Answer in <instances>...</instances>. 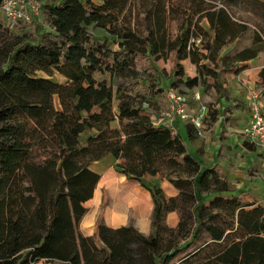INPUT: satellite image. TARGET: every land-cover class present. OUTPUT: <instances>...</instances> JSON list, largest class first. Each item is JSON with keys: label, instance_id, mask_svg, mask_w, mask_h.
I'll return each mask as SVG.
<instances>
[{"label": "trees", "instance_id": "trees-1", "mask_svg": "<svg viewBox=\"0 0 264 264\" xmlns=\"http://www.w3.org/2000/svg\"><path fill=\"white\" fill-rule=\"evenodd\" d=\"M133 1L40 0L32 32L0 45V264H171L185 250L173 264H264V205L226 196L227 182L200 168L178 131L150 118L165 91L150 77L157 60L172 53L166 86L189 90L215 75L201 60L229 69L264 50V37L255 30L250 45L221 55L246 29L229 10L236 0H138L132 24ZM258 78L264 85V66ZM100 160L149 192L150 234L97 221L99 247L77 230L100 177L89 165ZM155 176L177 195L148 181ZM201 193L214 195L205 204ZM172 211L175 227L164 222Z\"/></svg>", "mask_w": 264, "mask_h": 264}, {"label": "crops", "instance_id": "crops-1", "mask_svg": "<svg viewBox=\"0 0 264 264\" xmlns=\"http://www.w3.org/2000/svg\"><path fill=\"white\" fill-rule=\"evenodd\" d=\"M253 34V27L246 23L245 31L232 42L235 47L234 52L250 45ZM262 66H264V50H261L250 61L238 62L229 69L221 68L224 71L217 72L218 74L214 76H208L205 82L213 83L210 90L205 89L204 83V86L197 85L187 90L188 93L190 92V102H195L193 97L197 94L201 101L210 103L208 104L209 108L216 111L215 118L207 121L201 135L197 134L194 126L180 121L175 122L178 134L183 140V150L197 159L200 168L216 171L228 184L229 190L225 195L235 196L239 200L244 199L247 191L252 189L253 186H257L256 180L253 179L256 173L255 169H259L260 166L261 169H264L260 151L240 136V129L246 124L250 116L248 91L251 88L260 91V108L264 112V85L258 84V73ZM105 167L107 169L103 173L100 174L97 171L100 177L93 190L92 197L83 203L87 210L79 221L78 230L84 236L96 237L95 224L98 212L93 208V205H97L100 201V187L109 176V169H112L111 175L118 181L127 179L123 174L115 171L112 166ZM157 185L159 187L163 186L167 196H174L178 193V189L167 180L163 184L158 182ZM255 189L252 190L253 193H256ZM259 190L261 189L259 188ZM94 194L97 196L95 201H93ZM201 195H204V203H207L214 194L201 193ZM151 212L152 208L150 213L148 212L150 219L146 218L147 216L143 218V216L136 213L137 219L132 223L138 231L145 235L153 231ZM102 215V222L109 227L115 228L129 224L124 218L125 215L113 211L109 207ZM177 221L178 215L175 211L165 215L164 222L167 226L175 227ZM96 240L99 247L103 245L97 237Z\"/></svg>", "mask_w": 264, "mask_h": 264}, {"label": "rangeland", "instance_id": "rangeland-1", "mask_svg": "<svg viewBox=\"0 0 264 264\" xmlns=\"http://www.w3.org/2000/svg\"><path fill=\"white\" fill-rule=\"evenodd\" d=\"M93 1L96 3H102V0H93ZM138 2H139L138 0H135L132 2V24L135 23V20H136L134 15H136L138 11V8H137ZM229 10L233 14L234 17L245 21L246 23H248L250 26L253 27L254 31L258 30L260 34L262 35V37H264V0H236L235 2L229 4ZM138 16L141 17V13L138 14ZM0 19H2L3 24L5 26L4 18L1 13H0ZM200 23L205 24L204 21H201ZM9 28L11 31H4V30L3 32L0 31V45H2L6 41L12 40L14 38V35L19 36L18 42H21L22 39L26 38L32 32L33 23L32 22L21 23L19 25H14V26L9 25ZM139 28H142V27H139ZM89 30L93 35H97L100 38L102 37L100 30H97L94 28H90ZM168 30H169L170 35L174 36L177 32L176 22L170 21L168 25ZM109 43L112 49L116 47L115 43H111V41ZM196 43L198 44V41H196ZM234 49L235 47L232 45V43H229L221 48L220 54L221 55L231 54L234 52ZM201 50L204 53L206 52L205 49H201ZM201 62H203L204 64H206L208 68L213 70L215 75L218 74L219 72L224 71L221 69L220 65L218 67L213 66L212 63L208 61L207 59H203L201 60ZM181 64L183 66L185 76H194L195 74L198 73V65L191 63L188 58L182 60ZM156 65L158 67V71L154 73L153 75H150V77L153 79L154 83L157 84V86H159L160 88H163L164 90L167 88L166 82L168 80V76L171 70L172 53H170L169 57L166 60H162V59L157 60ZM36 75L49 78L59 83H63L65 81V78L57 72H53L51 75H48L45 72L37 71ZM144 75H147V74L144 73ZM210 76L211 74L209 75V77ZM147 84L148 83L145 80H142L141 85L143 87H146ZM197 85H203V83L202 84L199 83ZM204 85H205L206 90H210L213 83L211 84V83L205 82ZM163 100L164 99L161 95L160 96H158L157 94L154 95L151 108H153V111L155 113H159L162 109H164V107L166 108L165 102ZM95 104L102 105L100 103H95ZM207 104H210V103H207ZM115 109L116 108L114 106V110ZM106 162L107 161H104V160L94 161L90 163L89 167L91 169L98 171L101 174L107 169L105 167ZM109 170H110L108 174L109 176L106 178L105 182L100 187V191H101L100 201L97 205H93V208H95L98 212L96 222L102 221V216H103L102 214L105 212V210H107L108 207L111 208V210L113 211H116L118 213L125 215L124 218L125 220H127L129 224H132L136 221L137 219V217L135 216L136 213L143 216V218L147 216L146 218L150 219L149 213L152 208V200H151V196L149 192L145 188L140 186V184H138L134 180H129L127 178L126 180L118 181L111 175L112 169H109ZM255 171L256 173L254 174L253 179L256 180L257 186H253L252 189L247 191L244 199H240V200L238 199V200L244 204L248 203L249 201L256 205H259V204L264 205V195H262L264 194V188H262L264 187V169H261V166H260L259 169H255ZM148 181L153 182V183L160 182L163 184L166 180L155 176V177H149ZM258 187L261 190H259ZM161 188L165 194L166 191L163 188V186ZM253 189L256 190L255 191L256 193L252 192ZM165 196H167V194H165ZM96 197L97 196L94 194L93 201L96 200ZM143 214H147V215H143ZM77 230H78V227H77ZM201 237L204 238V235L202 234ZM94 240L95 242L97 241L96 237H94ZM200 240H202V238ZM185 252L186 250L182 252L181 254ZM181 254H179L176 258H174L171 264L177 262L178 257Z\"/></svg>", "mask_w": 264, "mask_h": 264}, {"label": "built area", "instance_id": "built-area-1", "mask_svg": "<svg viewBox=\"0 0 264 264\" xmlns=\"http://www.w3.org/2000/svg\"><path fill=\"white\" fill-rule=\"evenodd\" d=\"M39 11L40 0H0V13L7 26L30 23ZM188 98L191 97L187 90L169 86L163 94L166 108L159 113L150 112L152 123L168 129L170 133H177L175 122L180 121L191 124L201 135L208 121L209 105L201 101L197 94L193 97L194 103ZM248 107L250 116L241 127L240 136L256 146L264 162V112L260 108V91L256 88L248 91Z\"/></svg>", "mask_w": 264, "mask_h": 264}]
</instances>
